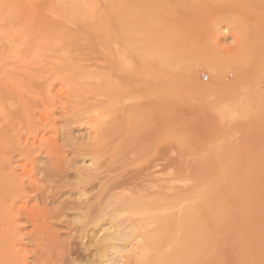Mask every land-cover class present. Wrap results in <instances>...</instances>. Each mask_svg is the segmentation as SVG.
Returning a JSON list of instances; mask_svg holds the SVG:
<instances>
[{"label":"rangeland","instance_id":"374dc122","mask_svg":"<svg viewBox=\"0 0 264 264\" xmlns=\"http://www.w3.org/2000/svg\"><path fill=\"white\" fill-rule=\"evenodd\" d=\"M112 1L99 45L80 19L27 32L0 0V264H264V123L216 115L220 81L264 60V0ZM114 225L128 240L103 241Z\"/></svg>","mask_w":264,"mask_h":264},{"label":"bare ground","instance_id":"6f19581e","mask_svg":"<svg viewBox=\"0 0 264 264\" xmlns=\"http://www.w3.org/2000/svg\"><path fill=\"white\" fill-rule=\"evenodd\" d=\"M12 2H13V4H15L16 5V7H17V5H19V8H21V9H19L20 11V13H18L17 11V17L21 14L23 17V19H20V20H24V22H22L21 24H23V28H25L24 30H26L27 32H42L43 33V31H69L71 28H73V26L71 27V28H69V27H67L68 25H69V23H74V22H77L76 20H82V21H79V23L78 24H81L82 25V22L84 23V25H82V27H81V25L80 26H78V27H80V33L79 34H81V32H82V34H83V32L84 33H88V32H91V31H85V30H87V29H92V30H94V32H96L97 34V36L99 37V39H100V41L98 42V44L99 43H102L103 45H106L107 44V42L105 43V41H107L106 39V37H107V32L108 31H106V21H107V12H108V10L106 9V6H104V7H102V4H104V5H106V0H11ZM43 1H45L46 3H47V7L45 8L46 10H43V8L42 9H38V10H36L35 12H32L31 10H30V8H35L36 9V7H37V4H41V6L40 7H42V5L44 4L43 3ZM114 1V2H113ZM112 2L113 3H115V5H114V7L115 6H117L116 5V3H118V2H116L117 0H113ZM133 1V0H132ZM136 0H134L133 2H135ZM144 1V0H143ZM152 1V0H151ZM5 2V1H4ZM130 2V1H129ZM133 2H132V4H133ZM139 2H141V1H139ZM138 3V2H137ZM144 4H145V2H143ZM148 2L146 1V4H147ZM5 4V3H4ZM108 4V3H107ZM141 4V3H140ZM12 5V4H11ZM20 5H21V7H20ZM23 5L25 6V7H23ZM110 5V7L112 6V4H109ZM151 5L152 4H150V7H151ZM10 6V5H9ZM13 8V10H15L14 8V6H12ZM40 7H38V8H40ZM153 7V6H152ZM25 10V12H24V10ZM152 9H154V8H152ZM8 10V9H7ZM21 10L24 12V14H25V16L22 14V12H21ZM47 11L48 12V16H47V14L45 13V12H43V11ZM145 10V9H144ZM15 12V11H14ZM131 12V11H130ZM43 13H45L46 14V16H45V14H43ZM149 13V12H148ZM130 14V13H129ZM13 15V14H12ZM15 15H16V13H15ZM51 16V17H50ZM109 16V15H108ZM138 17H140L139 15H137ZM146 16V15H145ZM11 17V16H10ZM17 17L15 18V19H17ZM20 17V16H19ZM19 17H18V20H19ZM53 17H56V18H59V19H61L62 20V22H61V20H60V22H61V24L58 22V23H51L50 21H52L51 20V18H53ZM129 17V16H128ZM142 17V16H141ZM161 17V16H160ZM2 18V17H1ZM8 17H6V19H7ZM21 18V17H20ZM55 18V19H56ZM120 19V17H117L116 18V20L117 19ZM162 18V17H161ZM160 18V19H161ZM43 19H45V20H49L48 22H49V24L48 23H46V25L44 24V26H43ZM57 20V19H56ZM75 20V21H74ZM134 20V19H133ZM194 20V19H193ZM125 21H126V18H125ZM125 21H123V22H125ZM1 22H3V21H1ZM18 22V21H17ZM20 22V21H19ZM81 22V23H80ZM122 22V21H121ZM136 23V22H135ZM152 23V22H151ZM7 24V23H6ZM10 23H8V25H9ZM76 24V23H75ZM127 24V23H126ZM125 23H124V25L125 26H127ZM131 24V23H130ZM153 24V23H152ZM18 25H20V23L18 24ZM119 25V24H118ZM121 25V24H120ZM215 25V24H214ZM213 24H212V27L214 26ZM22 26V25H21ZM75 26V25H74ZM130 26V25H129ZM199 26V25H198ZM211 26V25H210ZM5 27V26H4ZM17 24H16V29H17ZM23 28L21 27L20 29H22L23 30ZM77 28V27H76ZM83 28V29H82ZM122 28V27H121ZM202 28V27H201ZM6 29V28H5ZM124 28H122V30H123ZM131 29H134L133 27L131 28ZM213 29V28H212ZM254 29V28H253ZM18 30V29H17ZM22 30H21V32H22ZM79 30V29H78ZM125 30V29H124ZM199 30V29H198ZM206 30V29H205ZM72 31V30H71ZM200 31V30H199ZM202 31V30H201ZM218 31V30H217ZM247 31V30H246ZM76 32H77V29H76ZM105 32H106V34H105ZM212 32V31H211ZM131 33H133V32H131ZM131 33H130V35H131ZM200 33H203V32H199V34ZM208 33H210V32H208ZM208 33H206V34H208ZM176 34V33H175ZM197 34V33H196ZM251 34V33H250ZM86 35V34H85ZM87 35H92V34H87ZM134 35V34H133ZM172 35V34H171ZM201 35V34H200ZM252 35V34H251ZM148 36H150V35H148ZM199 36V35H198ZM214 36V35H213ZM241 36V35H240ZM253 36H254V34H253ZM130 37H132V36H130ZM157 37V36H156ZM169 37H171V36H168V38ZM192 38H193V36H191ZM197 37V36H196ZM202 37V36H201ZM200 37V38H201ZM207 37V36H206ZM105 38V39H104ZM140 38V37H139ZM143 38V37H142ZM162 38H163V36H162ZM164 38H165V40H166V37L164 36ZM164 38L162 39V40H164ZM203 38V37H202ZM129 39V38H128ZM187 39V38H186ZM199 38H197V40H198ZM247 39V38H246ZM130 40H132V39H130ZM136 40V39H135ZM173 40H175V39H173ZM172 40V41H173ZM193 40H194V38H193ZM196 40V41H197ZM203 40V39H202ZM207 40V42L209 41L208 39H206ZM258 40V39H257ZM129 41V40H128ZM151 41V40H150ZM167 41V40H166ZM176 41V40H175ZM188 41V40H187ZM200 41V40H199ZM204 41H205V39H204ZM203 41V42H204ZM104 42V43H103ZM139 42V41H138ZM168 42H170V41H168ZM132 43V42H131ZM140 43V42H139ZM147 43V42H146ZM191 43V42H190ZM198 43V45L200 46L201 44H199V42H197ZM196 43V44H197ZM200 43H202V41L200 42ZM147 44H150L149 42L147 43ZM157 44H159V42L157 41ZM163 44H165V42L163 43ZM208 44V43H207ZM264 44V43H263ZM99 45H101V44H99ZM131 45V44H130ZM133 45V44H132ZM145 45V44H144ZM152 45V44H151ZM150 45V46H151ZM146 46H149V45H145V47ZM157 46V45H156ZM160 46V45H159ZM264 45H262V47H263ZM144 47V46H143ZM193 47H194V45H193ZM207 47H208V45H207ZM165 48H168L167 46L165 47ZM165 48H163V49H165ZM253 48V47H252ZM139 51L138 52H142L141 54L140 53H137V54H140L141 55V59L143 58L144 60H147L146 61V63H148L149 64V62L148 61H150V62H152V63H160V61L159 60H161V58L163 57V55H164V53H162V54H160V52H159V50H158V48L156 49V48H137ZM195 49V48H194ZM130 50V49H129ZM196 50V49H195ZM200 50H201V48H200ZM205 50V49H204ZM207 50V49H206ZM137 51V50H136ZM159 53H158V52ZM165 51V50H164ZM260 51H263V50H261L260 49ZM135 54H136V52H134ZM133 54V53H132ZM136 54V55H137ZM202 54L204 55V53L202 52ZM206 54H208V53H206ZM253 54V53H252ZM259 54V53H258ZM257 54V55H258ZM208 55H210V54H208ZM236 56V55H235ZM253 56V55H252ZM260 56L262 57L263 56V54H261V52H260ZM119 57V56H118ZM260 57V59H263V58H261ZM255 57L253 56V59H254ZM228 59V58H227ZM253 59L251 60V61H253ZM164 61V60H163ZM223 61H225V60H223ZM259 61V60H258ZM262 61V60H261ZM261 61H259V62H257L256 64H254V69H253V64L252 65H249V63H247V61H246V63L251 67V69L252 70H248L250 67H247L245 64H242L241 66H242V68H240L241 69V71L238 69V73H240L239 74V77H234V78H236V82L235 83H232L231 85H229L227 82H224L223 81V83H226V84H223L222 83V80L220 81L219 79L220 78H218V80H217V82H218V84H222L223 86H220L219 85V87H220V89L221 90H224L226 93H225V95H228L227 97H229V98H227L226 97V99L227 100H225L224 98H222L221 97V99H224L225 101L222 103V104H220L219 106H217V113H216V115L217 114H219V115H217L218 116V118L220 117V118H222V119H220V120H226L227 121V123H226V121H221L222 123V125H223V122H225L226 124H231V125H234V123H236L237 121H241V124H242V122H243V124L241 125V126H244V125H249V124H247V122L249 123V122H251L252 123V121L253 122H255V121H261L262 120V122L264 123V121H263V119H264V60H263V62H261ZM167 62V61H166ZM165 62V63H166ZM158 63V64H159ZM172 65H173V63H171ZM203 64V63H202ZM153 65V64H152ZM203 65H208V64H205V62H204V64ZM244 65H245V67H244ZM258 65V66H257ZM123 66V65H122ZM163 66V65H162ZM138 67V66H137ZM141 67H142V65H141ZM164 67V66H163ZM171 67V66H170ZM240 67V66H239ZM244 67V68H243ZM248 68V69H247ZM143 69V68H142ZM151 69V68H150ZM149 69V70H150ZM131 70V69H130ZM138 70V69H137ZM146 70H148V69H146ZM244 70V71H243ZM151 71V70H150ZM159 71V70H158ZM172 71V70H171ZM176 71V70H175ZM188 71H189V73H191L189 76H186V77H188V78H191L192 80H194V81H192V83H189L188 85H189V88H192L194 91H196L195 90V88L196 87H198V88H196L197 90H198V92H201V93H208V92H210V90L208 91V89H207V87H203L202 86V84H201V81L199 82L198 81V79H197V76L198 75H196L195 73L196 72H193L192 71V69L189 67L188 68ZM207 71H210L209 70V68H208V70ZM248 72V73H246V72ZM153 72V71H152ZM173 72V71H172ZM215 72V71H214ZM237 72V71H236ZM241 72L242 73H245V74H241ZM154 73V72H153ZM238 73H237V75H238ZM125 74V73H124ZM127 74V73H126ZM158 74V73H157ZM176 74V73H175ZM198 74V73H197ZM208 74H209V72H208ZM150 75V74H149ZM152 75V74H151ZM154 75V74H153ZM167 75V74H166ZM165 75V76H166ZM177 75V74H176ZM193 75H196L195 77V79H194V76ZM218 75V74H217ZM237 75H235V76H237ZM136 76V75H135ZM154 76H156V75H154ZM157 76H159V75H157ZM180 76V75H179ZM178 76V77H179ZM191 76H193V77H191ZM211 76V75H210ZM210 76H209V78H210ZM234 76V75H233ZM232 76V77H233ZM131 77V76H130ZM153 77V76H152ZM160 77V76H159ZM202 77V76H201ZM219 77V76H218ZM124 78H125V75H124ZM153 78H155V77H153ZM182 78V77H181ZM198 78H199V76H198ZM228 78V77H227ZM172 79H173V77H172ZM171 79V80H172ZM175 79V78H174ZM177 80H178V78H176ZM180 79V78H179ZM183 79V78H182ZM211 79H212V77H211ZM228 80V79H227ZM232 80V79H231ZM173 81V80H172ZM195 81H196V83H195ZM210 81V80H209ZM214 81V80H213ZM219 81H220V83H219ZM226 81V80H225ZM238 81H239V83H238ZM178 82V81H177ZM199 82V83H198ZM207 82V81H206ZM216 82V83H217ZM228 82L230 83V81L228 80ZM171 83V82H170ZM212 83V81L210 82V83H205V85L204 86H207V84H211ZM214 83V82H213ZM211 84V85H214V84ZM185 85H186V83H184ZM217 84V85H218ZM228 84V85H227ZM184 85V86H185ZM217 85H214V86H216L217 87ZM106 86V85H105ZM104 86V87H105ZM191 86V87H190ZM209 86V85H208ZM214 86H212V87H214ZM110 87V86H109ZM186 87V86H185ZM185 87L184 88H182V89H185ZM215 87V88H216ZM106 88V87H105ZM104 88V89H105ZM187 88V87H186ZM200 88H202V89H200ZM204 88V89H203ZM224 88V89H223ZM108 89V88H107ZM107 89H105V90H107ZM217 89V88H216ZM220 89L218 88L217 90H219V91H217V92H221L220 91ZM98 90V89H97ZM119 90H121V89H119ZM186 90V89H185ZM184 90V91H185ZM190 90V92L189 93H192L191 92V89H189ZM192 90V91H193ZM202 90H203V92H202ZM208 91V92H207ZM130 92V91H129ZM187 92H188V90H187ZM197 92V93H198ZM239 92V93H238ZM101 93V92H100ZM99 93V94H100ZM108 93H109V91H108ZM216 93V91L214 92V94ZM221 93H223V91L221 92ZM235 93H238L239 95H234ZM113 94V93H112ZM175 94V93H174ZM194 94V93H193ZM200 94V93H199ZM213 94V95H214ZM175 95H177V94H175ZM212 95V94H211ZM113 96V95H112ZM116 96V95H115ZM195 96H197V95H195ZM199 96V95H198ZM210 96V95H209ZM218 96V95H217ZM220 96V95H219ZM223 96H224V94H223ZM139 98V97H138ZM188 98V97H187ZM210 98V97H209ZM218 98V97H217ZM144 99V98H143ZM142 100V99H141ZM180 100V99H179ZM201 101V100H200ZM207 101H208V98H207ZM206 101V102H207ZM185 102V101H184ZM189 103H191V102H189ZM204 103H205V100H204ZM210 103V102H209ZM214 103V102H213ZM217 103V102H216ZM127 104V103H126ZM143 104V103H142ZM186 104V103H185ZM210 104H212V102L210 103ZM105 105V104H104ZM217 105V104H216ZM211 106H213V105H211ZM101 107H103V106H101ZM129 107V106H128ZM142 108V107H141ZM143 108H144V106H143ZM95 109H96V107H95ZM108 109V108H107ZM127 109V108H126ZM190 109V108H189ZM112 110V109H111ZM110 110V111H111ZM121 110V109H120ZM206 110H207V107H206ZM209 110V109H208ZM207 110V111H208ZM210 110H212V109H210ZM206 111V112H207ZM195 112V111H194ZM193 112V113H194ZM202 112V111H201ZM109 113V112H108ZM120 113V112H119ZM203 113V112H202ZM205 113V112H204ZM98 114V113H97ZM118 114V113H117ZM102 115V114H101ZM119 115V114H118ZM136 115V114H135ZM100 115H98V117H99ZM132 116V115H131ZM134 116V115H133ZM216 116V117H217ZM97 117V118H98ZM137 117V116H136ZM204 117V116H203ZM202 117V118H203ZM100 118H101V116H100ZM212 118H213V116H212ZM205 119H207L206 117H205ZM97 120V119H96ZM99 120V119H98ZM97 120V121H98ZM216 120V119H215ZM243 120V121H242ZM219 121V119L217 120V122ZM236 121V122H235ZM216 122V121H215ZM234 122V123H233ZM245 123V124H244ZM261 123V122H260ZM208 124V123H207ZM229 124V125H230ZM239 124V123H238ZM253 124V123H252ZM256 124H258V123H256ZM255 124V125H256ZM209 125V124H208ZM216 125H218V126H220L218 123L216 124ZM254 125V124H253ZM254 125V126H255ZM261 125H263L262 123L261 124H259V125H257V126H261ZM213 126V125H212ZM215 126V125H214ZM214 126H213V128H214ZM217 126V127H218ZM235 126V125H234ZM234 126H232V127H234ZM252 126V125H251ZM252 127V129H249L248 131H251V130H255V128H256V126L255 127ZM244 127H246V126H244ZM243 127V128H244ZM264 127V126H263ZM229 128H231V127H229ZM228 127H227V129H229ZM238 127H236V129H237ZM242 127H240V129H241ZM242 128V131H244V129ZM248 128V126L246 127V129ZM215 129H217V128H215ZM236 129L235 128H233V130H229L228 132H226L225 131V133H224V136L226 137V135H228V137H229V134H231V135H233V133L234 132H236ZM245 129V130H246ZM213 130V129H212ZM220 130V129H219ZM222 130H223V128H221V132H222ZM235 130V131H234ZM210 131V130H209ZM234 131V132H233ZM240 131V130H239ZM257 131V133H258V131H259V129L258 130H256ZM261 131V130H260ZM212 132H214V130L212 131ZM215 132H217V130L215 131ZM221 132H219L218 134H216V135H221ZM246 132V131H245ZM255 132V131H254ZM226 133H228V134H226ZM239 133V132H238ZM252 133H253V131H252ZM242 134H243V132H242ZM246 134H247V132H246ZM249 134V133H248ZM244 135V134H243ZM250 135V134H249ZM256 135V134H255ZM252 136V135H251ZM246 137V136H245ZM248 137H250V136H248ZM211 139V141L213 142V140H212V138H210ZM209 139V140H210ZM215 141H216V139H214ZM229 140V139H228ZM219 141V140H218ZM263 141H264V139H263ZM212 142H211V144H212ZM217 142V141H216ZM210 143V142H209ZM256 143V142H255ZM262 143V142H261ZM257 144V143H256ZM259 144V143H258ZM228 145V144H227ZM262 145H263V143H262ZM254 146V145H253ZM207 147V146H206ZM232 147V146H231ZM258 147H261V145L259 146L258 145ZM233 149H235V148H233ZM240 149V148H239ZM236 150V149H235ZM260 150H261V148H260ZM260 150H258V151H260ZM257 151V152H258ZM214 152V151H213ZM228 152V151H227ZM254 152V151H253ZM264 152V151H263ZM215 153V152H214ZM235 153V152H234ZM246 153H248V151L246 152ZM250 153V152H249ZM248 153V154H249ZM229 154V153H228ZM254 153H252V155H253ZM257 154H259V153H257ZM224 155V154H223ZM236 155V154H235ZM246 155V154H245ZM232 156H233V154H232ZM255 156H256V160H258L257 159V155H256V151H255ZM254 155L252 156V157H255ZM260 156H262V155H260ZM248 157V156H247ZM250 157H251V155H250ZM249 158V157H248ZM223 159V158H222ZM251 159H254V158H251ZM263 159V158H262ZM223 165V164H222ZM185 167V166H184ZM221 167H223V166H221ZM186 168V167H185ZM188 171H191V170H188ZM194 173H195V171H193ZM198 172V171H197ZM200 172V171H199ZM198 172V173H199ZM184 174V173H183ZM199 175H200V173H199ZM201 176V175H200ZM193 177V176H192ZM202 178V177H201ZM198 179V178H197ZM188 184V183H187ZM135 202V201H134ZM124 204V203H123ZM128 204H130V203H128ZM126 205V204H125ZM134 205V204H133ZM140 205V204H139ZM142 205V204H141ZM121 206H122V204H121ZM139 207H141V206H139ZM128 208L129 209H131V210H129L128 212H129V214H130V212H134L133 210L135 209H137L138 208V205H137V208H136V206H128ZM128 208H127V210H128ZM133 209V210H132ZM126 210V211H127ZM116 211H118V210H116ZM122 211H124V210H122ZM140 210H138V212H139ZM121 212V211H120ZM136 212V211H135ZM134 212V213H135ZM141 212H143V209H142V211ZM119 213V212H118ZM118 213H114V214H118ZM140 214V213H139ZM224 214V213H223ZM223 214H221V215H223ZM132 215V214H131ZM135 215V214H134ZM138 215V214H137ZM116 216V215H115ZM225 216V215H224ZM117 219V218H116ZM113 220H114V218H113ZM115 221V220H114ZM120 221V220H119ZM110 223L112 224V221H110ZM116 223H117V221H116ZM115 223V224H116ZM114 224V223H113ZM112 224V225H113ZM123 225V224H122ZM112 228H115V231L113 232V233H110V234H107L103 239V241L104 242H106V241H108V240H110V238L112 237V235L114 234V233H116V234H118L119 236L118 237H120L121 236V239H126L127 238V232L123 229V227H121L120 225H114V226H112ZM126 229H127V227H126ZM126 233H125V232ZM153 236V235H152ZM155 237V236H154ZM120 239V238H119ZM145 239V238H144ZM150 239H151V237H150ZM153 239V238H152ZM126 240H128V238L126 239ZM126 240H124V241H126ZM154 241H155V239H153ZM157 240H158V238H157ZM122 241V240H121ZM147 242V241H146ZM150 242V241H149ZM148 243V242H147ZM156 243H158V241H156ZM146 244V243H145ZM151 245L153 244L152 243V241H151V243H150ZM154 245V244H153ZM160 245V244H159ZM150 247V246H149ZM159 247V246H158ZM151 248H153V247H151ZM157 249L159 250V248H156V250H155V248H154V250L156 251V253H157ZM221 250V249H220ZM149 252H151V251H149ZM153 252V251H152ZM151 252V253H152ZM145 253H147V252H145ZM144 252L143 253H141V254H145ZM154 253V252H153ZM155 253V254H156ZM140 254V256H142ZM154 254V255H155ZM221 254V253H220ZM147 254H145V256H146ZM149 255V254H148ZM153 255V254H152ZM153 255V256H154ZM157 255V254H156ZM155 255V256H156ZM217 255H219V254H217ZM144 256V255H143ZM214 256V255H213ZM151 257V256H150ZM212 257V256H211ZM215 257H217L216 255H215ZM152 258H154V257H152ZM214 258V257H213ZM214 259H216V258H214ZM155 261H156V259H154ZM153 261V260H152ZM157 262V261H156ZM107 264H116V261H114L111 257H110V259H107ZM150 264V263H149ZM151 264H153V263H151Z\"/></svg>","mask_w":264,"mask_h":264}]
</instances>
